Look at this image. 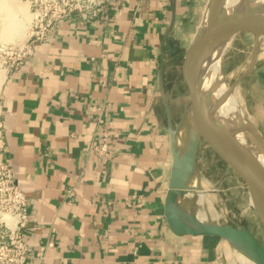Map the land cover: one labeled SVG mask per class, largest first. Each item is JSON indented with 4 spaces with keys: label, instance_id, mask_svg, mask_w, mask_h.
<instances>
[{
    "label": "crops",
    "instance_id": "crops-1",
    "mask_svg": "<svg viewBox=\"0 0 264 264\" xmlns=\"http://www.w3.org/2000/svg\"><path fill=\"white\" fill-rule=\"evenodd\" d=\"M207 3L111 0L101 19L64 21L6 72L5 159L33 219L26 264H228L229 243L179 237L164 218L173 164L167 105L175 128L190 103L181 65ZM256 78L264 137V71ZM177 98L188 101L182 112ZM104 138L111 156L100 160L91 146Z\"/></svg>",
    "mask_w": 264,
    "mask_h": 264
},
{
    "label": "water",
    "instance_id": "water-1",
    "mask_svg": "<svg viewBox=\"0 0 264 264\" xmlns=\"http://www.w3.org/2000/svg\"><path fill=\"white\" fill-rule=\"evenodd\" d=\"M221 3L222 0H215L213 3L208 0L201 23L186 49L181 74L190 103L175 128L167 105L173 164L165 197L164 218L172 233L179 237L219 238L255 264H264V245L249 227L241 223L206 222V218L202 219L198 214L199 211H205L204 205L201 204L200 207L198 202L200 194H205L198 174L200 146L201 142H205L239 178L252 200L251 207L264 226V164L235 139L233 131L220 125L210 107L211 95L204 92L202 84L204 63L209 55L241 32L254 35L256 42L248 69L235 80L229 93H234L237 85L252 72L260 40L264 37V4L250 3L249 0H244L239 6L233 0H226L224 5ZM210 4L211 7L214 6L212 13L209 12ZM163 72L164 59L161 79ZM246 121L250 124L246 129H251L256 136L255 141L264 150L263 135L247 118ZM188 125L189 131L184 136Z\"/></svg>",
    "mask_w": 264,
    "mask_h": 264
},
{
    "label": "rangeland",
    "instance_id": "rangeland-1",
    "mask_svg": "<svg viewBox=\"0 0 264 264\" xmlns=\"http://www.w3.org/2000/svg\"><path fill=\"white\" fill-rule=\"evenodd\" d=\"M15 1L26 8L28 17L23 21L22 15L18 13L19 10L17 8L12 7L13 5L11 6L10 4L6 5L0 0V47L19 43L28 36L31 22L29 7L24 0ZM255 42V36L246 32L237 34L231 41L220 62L222 77L227 87H231L235 80L248 69L252 60ZM183 53L184 51L172 56L171 65H178L182 55H184ZM178 56H180L179 60H177ZM252 71L237 85L234 95L244 116L259 130V100H262L263 96L260 94L262 90H259L260 84L256 75L257 71H264V37L260 40L256 63ZM3 72L5 71L0 69V75ZM255 85L256 87L258 86L256 90L252 88L250 89L251 92H248V88ZM183 100L177 98L175 101V107L178 112H182L188 105V101L185 100L183 102ZM188 131L189 125L184 136H186ZM200 154L198 174L202 179V191L206 194V202L204 203V210L208 214L206 222L244 224L252 230L264 245V226L254 209L250 206L248 199L245 201L240 199L241 190L239 187L241 186V181L239 178L209 149L205 142H201ZM229 247L231 251L227 257L228 264H241L234 254V248L230 244Z\"/></svg>",
    "mask_w": 264,
    "mask_h": 264
},
{
    "label": "built area",
    "instance_id": "built-area-1",
    "mask_svg": "<svg viewBox=\"0 0 264 264\" xmlns=\"http://www.w3.org/2000/svg\"><path fill=\"white\" fill-rule=\"evenodd\" d=\"M31 22L28 36L16 44L0 47V69L5 73L19 69L36 53V46L49 41L64 21L79 18L91 23L107 14L111 0H24ZM0 115V264H26L31 247L26 239L33 219L27 191L17 180L5 159L7 147ZM91 150L100 160L109 159L107 138L94 143Z\"/></svg>",
    "mask_w": 264,
    "mask_h": 264
},
{
    "label": "bare ground",
    "instance_id": "bare-ground-1",
    "mask_svg": "<svg viewBox=\"0 0 264 264\" xmlns=\"http://www.w3.org/2000/svg\"><path fill=\"white\" fill-rule=\"evenodd\" d=\"M6 5L10 4L12 7H15L19 10V14L22 15V20L27 19L28 12L26 8L22 5H19L15 0H2ZM212 3L215 0H211ZM244 0H233V2H237L236 4L239 6L243 3ZM250 3L256 4H264V0H249ZM226 0H222L224 3ZM211 7V4H210ZM214 6L209 9V12L212 13ZM24 17V18H23ZM233 41V40H232ZM231 41L224 42L219 47L215 48L212 53L209 55L207 60L204 63L203 68V76H202V84L204 88V92L210 93L212 112L214 113L216 119L220 123V125L228 130L234 132L235 139L248 150L255 155L258 160L264 164V150L261 145L255 141V134L251 132V129L248 131L246 128L250 125L246 121V117L244 116L243 111L238 105L236 97L234 93H229L230 87H227L224 83V79L222 77V70L220 62L223 58V54L229 47ZM5 79V72L0 75V87L3 84ZM207 181V180H206ZM195 182V181H194ZM206 194H200L199 197V205H204L206 202ZM190 198V197H189ZM252 200L250 199V206H252ZM203 209V208H202ZM211 209V208H210ZM209 209V210H210ZM208 210V209H207ZM199 216L202 219L208 217L205 211H199ZM211 214V212H210ZM214 214V213H213ZM219 218V217H218ZM211 222V221H210ZM234 254L236 255L238 262L241 264H255L252 260L246 257L244 254L237 252L234 250ZM234 262V261H233Z\"/></svg>",
    "mask_w": 264,
    "mask_h": 264
}]
</instances>
